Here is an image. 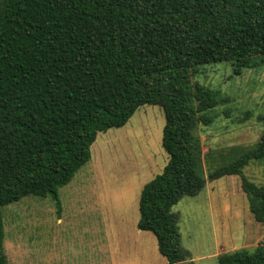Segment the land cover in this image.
I'll return each instance as SVG.
<instances>
[{
	"label": "trees",
	"instance_id": "trees-1",
	"mask_svg": "<svg viewBox=\"0 0 264 264\" xmlns=\"http://www.w3.org/2000/svg\"><path fill=\"white\" fill-rule=\"evenodd\" d=\"M260 57L264 0H0V264H9L3 207L28 195L60 204L59 187L91 160L97 135L123 127L145 104L164 110L168 161L142 187L137 226L155 234L168 264H197L173 207L206 186L194 127L210 124L220 101L191 74L223 60L241 73ZM263 158L264 133L211 173L240 175L260 222L264 184L244 168ZM218 261L264 264V243Z\"/></svg>",
	"mask_w": 264,
	"mask_h": 264
},
{
	"label": "rangeland",
	"instance_id": "rangeland-1",
	"mask_svg": "<svg viewBox=\"0 0 264 264\" xmlns=\"http://www.w3.org/2000/svg\"><path fill=\"white\" fill-rule=\"evenodd\" d=\"M191 81L218 91L220 101L208 112L212 122L194 127L208 184L202 194L210 192L212 202L185 195L173 211L183 244L203 256L195 262L219 264L212 254L217 243L220 253L264 243V222L250 212L240 175L211 178L264 133V59L241 73L227 60L205 64ZM165 123L161 106H141L123 127L97 135L91 160L59 187L60 204L52 195H28L4 206L2 250L9 264H168L155 234L137 226L142 187L168 161ZM244 173L263 185L264 158Z\"/></svg>",
	"mask_w": 264,
	"mask_h": 264
},
{
	"label": "crops",
	"instance_id": "crops-1",
	"mask_svg": "<svg viewBox=\"0 0 264 264\" xmlns=\"http://www.w3.org/2000/svg\"><path fill=\"white\" fill-rule=\"evenodd\" d=\"M207 186H208V184L206 183V187L199 193L201 196H199V198L201 199V200H204L205 198H207V200H211V202H212V194L209 192V193H204V194H202L203 192H205L206 190L205 189H207ZM198 194V195H199ZM141 230V229H140ZM141 235L143 234V233H140ZM181 238H182V235H181ZM182 244H183V239H182ZM184 245V244H183ZM184 247H185V245H184ZM218 243L215 245V247H214V250H213V252H212V254H214V256H217L218 257V255H219V253H220V250L218 251ZM186 248V247H185ZM186 249H188V248H186ZM189 250V249H188ZM190 251V250H189ZM190 254H191V259L193 260V261H195L196 260V258H201V257H203V256H200V255H193V253L190 251ZM196 263V262H195Z\"/></svg>",
	"mask_w": 264,
	"mask_h": 264
}]
</instances>
